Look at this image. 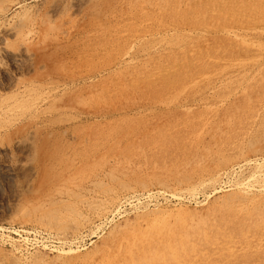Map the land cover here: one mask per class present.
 Masks as SVG:
<instances>
[{
    "label": "rangeland",
    "instance_id": "rangeland-1",
    "mask_svg": "<svg viewBox=\"0 0 264 264\" xmlns=\"http://www.w3.org/2000/svg\"><path fill=\"white\" fill-rule=\"evenodd\" d=\"M0 264H264V0H0Z\"/></svg>",
    "mask_w": 264,
    "mask_h": 264
}]
</instances>
